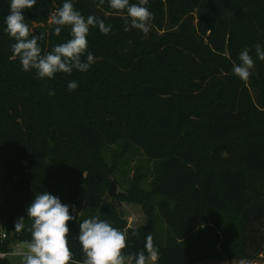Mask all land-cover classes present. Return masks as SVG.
<instances>
[{
	"label": "trees",
	"instance_id": "1",
	"mask_svg": "<svg viewBox=\"0 0 264 264\" xmlns=\"http://www.w3.org/2000/svg\"><path fill=\"white\" fill-rule=\"evenodd\" d=\"M63 2L38 0L25 11L30 37L47 33L43 50L69 37L50 24ZM72 2L112 30L90 28L89 71L40 80L13 58L3 31L8 0H0V222L8 234L0 247L29 244L26 208L48 191L77 217L69 223L74 264L85 256L71 237L93 216L127 231V254L151 234L156 264L264 259V61L255 55L264 46V0H149L147 35L125 31L126 13L107 0ZM245 48L255 65L242 81L232 69ZM72 81L78 88L69 91ZM118 147L139 150L153 177L147 183L137 169L115 195L121 156L113 152L109 166L105 153ZM110 196L142 205L148 223L131 227L104 204Z\"/></svg>",
	"mask_w": 264,
	"mask_h": 264
},
{
	"label": "clouds",
	"instance_id": "2",
	"mask_svg": "<svg viewBox=\"0 0 264 264\" xmlns=\"http://www.w3.org/2000/svg\"><path fill=\"white\" fill-rule=\"evenodd\" d=\"M101 4L104 0H100ZM149 0H107L110 9L125 12V31L139 30L147 35L152 13L147 7ZM38 0H8V14L3 18L4 33L14 43L11 51L13 58H18L22 69L35 72L40 80L54 79L57 73L71 74L74 70L81 73L89 71L95 57L88 51L90 28L98 27L107 35L111 25L94 15L85 17L74 8L72 0H64L61 7L50 14V24L55 25L52 32L60 37L65 28L69 37L56 44L50 51L43 50L40 41L47 33L32 35L26 22L25 11L35 10ZM256 57L264 61V46H255ZM255 61L250 50L245 48L239 53V63L233 64V74L242 81H247L254 69ZM69 91L78 88L75 81L68 83ZM51 94H54L51 93ZM72 211H75L73 208ZM26 215L31 220V241L24 256V264H74L70 248L69 223L77 217L70 214V206L62 203L59 197L48 191L36 194L26 208ZM24 218L20 217L15 225L19 231L24 227ZM77 239L84 253L82 264H156L158 251L153 244V236L147 235L143 249L137 253L127 254L129 244L126 242V230H120L99 216L79 220V232L72 236Z\"/></svg>",
	"mask_w": 264,
	"mask_h": 264
},
{
	"label": "rangeland",
	"instance_id": "3",
	"mask_svg": "<svg viewBox=\"0 0 264 264\" xmlns=\"http://www.w3.org/2000/svg\"><path fill=\"white\" fill-rule=\"evenodd\" d=\"M113 150V151H112ZM120 153V167L118 173H115L113 176V181L115 183L114 194L118 195L127 189L133 180L135 173L141 172L146 176H149L148 182L151 181L153 177L152 165H149L146 159L142 156L141 152L137 149H129L125 152L122 151L121 148H113L110 151L105 153V159L108 165H112L115 163V159L112 156V153ZM144 188L149 189V185H146ZM115 204L118 209L123 213L125 218L128 220V223L131 227H139L142 225H146L148 223V218L145 216L143 212V207L140 204H129L121 201L117 197H105L104 204ZM2 228V224L0 222V230ZM23 250L19 255H11L8 260L10 264H24V256L28 252L29 244H22ZM157 263V261H156ZM127 264V262H125ZM208 264H264V259L259 258L255 261H222V262H214Z\"/></svg>",
	"mask_w": 264,
	"mask_h": 264
},
{
	"label": "built area",
	"instance_id": "4",
	"mask_svg": "<svg viewBox=\"0 0 264 264\" xmlns=\"http://www.w3.org/2000/svg\"><path fill=\"white\" fill-rule=\"evenodd\" d=\"M8 239V234L5 232L3 228L0 230V245H2ZM22 244L24 243H15L12 248L10 247L8 250H4L0 247V261L4 259H8L11 255H19L23 250Z\"/></svg>",
	"mask_w": 264,
	"mask_h": 264
},
{
	"label": "crops",
	"instance_id": "5",
	"mask_svg": "<svg viewBox=\"0 0 264 264\" xmlns=\"http://www.w3.org/2000/svg\"><path fill=\"white\" fill-rule=\"evenodd\" d=\"M127 263H129V261H126Z\"/></svg>",
	"mask_w": 264,
	"mask_h": 264
}]
</instances>
